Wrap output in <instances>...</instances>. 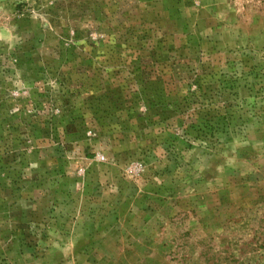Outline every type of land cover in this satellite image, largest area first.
Masks as SVG:
<instances>
[{"label": "rangeland", "instance_id": "rangeland-1", "mask_svg": "<svg viewBox=\"0 0 264 264\" xmlns=\"http://www.w3.org/2000/svg\"><path fill=\"white\" fill-rule=\"evenodd\" d=\"M0 264H264V0H0Z\"/></svg>", "mask_w": 264, "mask_h": 264}, {"label": "trees", "instance_id": "trees-1", "mask_svg": "<svg viewBox=\"0 0 264 264\" xmlns=\"http://www.w3.org/2000/svg\"><path fill=\"white\" fill-rule=\"evenodd\" d=\"M145 89H146L145 85H142L141 93H143ZM144 94L147 95L146 93ZM176 99H178L176 96L173 97L171 96V94L166 93V91L160 90V123L163 121V119L172 117L171 116L172 111H170V106L176 104L174 103ZM185 99L187 100L186 102L190 101V99H187V97H185ZM189 103H192V101ZM150 108L151 107H148V109ZM187 110L188 109L186 107L184 110V105H183L181 110H174L173 112L178 111V114H181L184 113L185 111L187 112ZM215 119L213 118L211 119L210 117L205 115V117H202L198 123L193 122L189 126L186 125L185 129L184 128L183 129L186 132V134H192V131H195L197 132V135L201 137H206L207 135H214V133L219 130V126H216ZM218 123L220 125V121H218Z\"/></svg>", "mask_w": 264, "mask_h": 264}]
</instances>
